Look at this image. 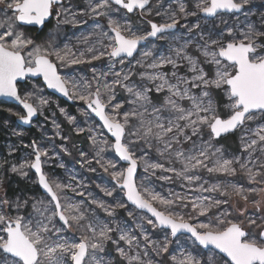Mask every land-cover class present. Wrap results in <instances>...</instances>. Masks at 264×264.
Returning <instances> with one entry per match:
<instances>
[{"label": "snow or ice", "instance_id": "snow-or-ice-1", "mask_svg": "<svg viewBox=\"0 0 264 264\" xmlns=\"http://www.w3.org/2000/svg\"><path fill=\"white\" fill-rule=\"evenodd\" d=\"M70 3L71 0L68 3L65 0H0L5 9V18L0 19V97L11 98L22 106L24 114H13L25 125L31 124L38 112L42 115L43 107L49 104L39 94L42 90L35 86L31 92L20 94L18 86L27 79L42 78L48 89L82 102L85 108L80 110V115L86 120L98 118L97 126L80 127L77 117L62 107L59 111L69 124L76 125L77 134L88 133L96 149L95 164L115 182L112 188L100 184L96 187L108 197L122 192L125 200L106 203L70 171L66 183L50 179L43 170L53 158L49 149L35 140L23 145L31 153L18 165L11 164L9 170L22 178L28 177L27 170H34L37 177L34 183L44 195L15 198L7 193L0 195V264H112L106 258L109 242L116 246L115 251L127 264H154L148 258L150 253L156 256L169 253L170 246L180 239L178 234L184 233L190 234L202 253L182 255V258L173 255L174 264H264V215L246 216L244 209L234 216L226 207L236 198L245 205L251 203L257 213L264 205V123L255 128L249 125L258 116L264 117V13H260L258 23L248 21L243 30L227 27L215 36L198 33L202 43L197 42L196 49L204 58L203 64L212 66L213 72L209 75L199 58L187 52L191 40L172 47L174 55L153 58L152 51H144L135 65L125 68L126 61L131 64L128 58H134L141 42L149 38L164 39L181 19L198 13L205 17H216L221 12L239 13L252 0H196L195 11L189 10L185 0H177V8L165 13V22L148 21L150 31L143 34L133 31L127 20L122 23L113 18L111 13L121 9L127 13L140 10L144 15L151 0H87V10L80 15L108 17L112 35L94 31L92 35L97 39L91 42L90 37H84L81 42L89 46L78 53L68 45L56 46L54 34L37 43L21 30L24 25L42 26L53 14L58 25L80 23ZM161 3L162 0L156 6L158 9ZM8 11L11 15H7ZM156 14L161 13L158 10ZM185 27L192 33L201 29V24ZM100 28L97 24L96 29ZM104 58L109 61L107 71H98L93 66L90 78L75 72L61 74V68L92 65ZM148 58H152L151 62L145 64ZM182 62H186L190 77L178 74L184 66ZM117 64L121 66L119 71L115 70ZM167 65L173 69L170 77L160 71ZM137 66L151 70L138 74L140 84L132 80L136 75L132 69ZM145 80L152 87L142 83ZM118 89L126 94L123 100H117ZM217 90L228 101L227 118L217 114L213 96ZM153 92L164 94L158 104L153 101ZM52 123L56 136L66 140L67 137L61 136L60 125L55 120ZM105 130L111 139L104 135ZM236 131L240 132L241 155L228 157L213 142ZM13 135L20 137L23 133L14 131ZM184 144L191 146L185 150ZM108 149L127 166L118 168L116 161L105 159ZM144 149H154L161 159L150 160L146 152L137 156V151ZM14 151V147L10 148L9 155ZM61 151L69 154L63 146ZM80 157L82 168L96 171L91 166L93 159H88L84 152ZM7 163L6 159L0 161V169ZM140 165L145 173L158 180H180L185 190L170 191L164 196L143 181L138 185L136 172ZM59 167L65 168V165L61 163ZM201 172L210 177L243 175L250 185L259 187L246 188L231 180L210 183ZM69 193L81 199L74 200ZM250 196L260 198L250 201ZM129 203L150 216H135L134 210H128ZM96 209L113 220L101 219ZM118 209H125L128 217L137 220L138 234L115 221ZM199 217L205 219L199 220ZM146 225L159 229L163 239H153ZM73 230L80 233L78 240L68 237ZM114 233L117 239L113 238ZM120 242L127 247H121ZM141 242L144 247L139 250ZM131 252L135 254L130 255Z\"/></svg>", "mask_w": 264, "mask_h": 264}, {"label": "rangeland", "instance_id": "rangeland-1", "mask_svg": "<svg viewBox=\"0 0 264 264\" xmlns=\"http://www.w3.org/2000/svg\"><path fill=\"white\" fill-rule=\"evenodd\" d=\"M69 0H65V3H68ZM160 0H154L151 2L150 6L146 8L145 14L141 15L140 11H136L133 13H127L126 10H119L117 12L111 13V16L120 22H124L127 20L133 31H136L140 34L146 33L150 31L149 26L144 25V20H152L157 24L165 22L167 16L166 12L169 10H175L177 8V0H162L159 9L156 7ZM188 5L190 11H195V3L196 0H185ZM70 7L73 12L77 13L76 19L80 21L78 24H63L60 23L58 25L57 18L55 14L53 15V19L48 24L47 27L41 34L37 35L33 29L26 28L22 26V31L26 36H30L37 43H43L46 41L50 34L55 35L56 46L63 48L64 45H68L74 52L84 51L89 45L82 43V39L86 36L90 37V41L94 42L97 38L92 35L94 31H107L111 36L112 33L108 28V17H98L92 18L88 15H80L81 12L87 10V0H71ZM117 7L118 6H114ZM160 11V15H157V11ZM260 13H264V0H252V3L249 6L240 12V13H219L215 18L208 19L204 17L201 13H198L197 16H189L186 19H181L180 24L173 31H169L165 34L164 39H156L154 41H149L145 46L140 48V51L135 59L131 60V64H128L126 61V68H131L132 65H135L136 60L141 59L142 53L144 51H152L153 58L158 57L160 55H174L170 50L172 47H178L180 44H183L185 41L191 40L189 46H194L196 49V44L199 41V32H203L205 35L208 33H212L214 36L221 33L222 31H226L227 27H233L237 30H243L248 21H252L254 23L259 22ZM7 15H11V12L8 11ZM5 18V9L3 5H0V19ZM62 19V18H61ZM196 23L201 24V29H197L192 33H189L185 25L191 26ZM99 24L101 26L100 29H96V25ZM107 41H105L106 43ZM202 43V42H201ZM188 46V48H189ZM187 48V52H188ZM197 50V49H196ZM198 52V51H197ZM189 53V52H188ZM199 53V52H198ZM190 54V53H189ZM191 55V54H190ZM200 61H203V57H198ZM152 58H148L144 61L145 64L151 62ZM109 61L107 58H104L100 61H94L92 65H76L72 68H61V74H71L75 72L77 75H83L87 77H91V67H95L98 71H107V65ZM184 66L179 69V75L191 76V73L188 72L186 62ZM171 68V72L173 71L171 65H167ZM204 67V65H202ZM205 70L208 71L209 75H212L213 68L210 66L206 67ZM121 66L119 64L116 65L117 71H119ZM164 69H160V71L168 73L169 77L171 76V72L166 71ZM136 75L132 77V80L137 84L141 83L139 73L142 71H151L150 69L140 68L139 66L132 69ZM185 74H184V73ZM111 79V78H109ZM145 85L148 87H152V84L149 81H143ZM34 86L38 89H41L40 95L47 98L49 100V104L44 106L42 109L43 114L41 115L38 112V118L35 121H32L31 127H24L20 122L16 115L13 113L24 114L23 110L16 105L9 104L6 102L0 103V161L7 160L9 163L5 164L3 169H0V177L3 178V189L0 191V195L7 193L9 197L15 198L16 196H43V192L40 189L39 185L34 183L37 179L33 170L28 171V177L22 178L18 174L12 173L9 169L11 164H19L29 156L31 153L30 148L23 147L25 144H30L33 140L37 141L43 147L49 149V155L53 157L44 165L43 170L48 174L50 179H55L60 182H68V174L69 171L76 174L79 180H82L87 186L88 190L93 193V195L108 204H114L116 200H124L122 192L114 193L113 197L105 196L103 192L100 191L99 188L96 187L97 184L102 186L112 188L114 186V181L111 176L108 175L100 168L99 165L95 164L94 156L96 149L92 146L88 139V133L85 132L83 134H77L74 131L76 125L69 124L63 114L60 113L59 108H64L66 112L70 115L77 117V124L80 127H89V126H97L98 121L95 117L91 119H87L80 115V110L85 108V105L80 102L73 100V103H67L62 99H59L55 95L49 93L46 87L42 84V82H34L28 81L24 83L23 86L19 88L20 94L23 96L26 92H31ZM196 91V90H194ZM215 93V91H214ZM213 93V94H214ZM223 93V92H222ZM152 95V94H151ZM163 93L161 94L163 98ZM224 95V93H223ZM126 94L122 90H117V100H123ZM153 101L155 103H159L162 99H156L153 97ZM187 102H185L186 104ZM227 99L224 95V104L221 110L217 107V114L221 116V118H227L229 115V109L227 107ZM74 104V105H73ZM11 109V111H8ZM53 120L60 125L61 136L67 137L66 140H61L60 137L56 136V129L53 125ZM264 123V117L258 116L257 120L254 122H249V125L252 128L257 127L259 124ZM22 132L23 135L18 137L13 135V132ZM238 135L239 145H240V132H234ZM74 135V137L72 136ZM106 137L110 136L104 132ZM204 138H208V130H204ZM111 139V138H110ZM217 147H221L225 155L230 157L232 154L237 156L241 155V147L238 152H230L225 149L219 142H213ZM61 146L68 149L69 154H65L61 151ZM190 144H184L183 148L185 150L190 148ZM14 147L15 151L9 155L10 148ZM84 152L87 154L88 159H93L92 167L96 168L95 172H90L87 170V167L82 168L80 165V153ZM144 152L148 154L150 160H160L157 153L154 149H144L143 152L137 151V156L143 155ZM58 154V155H57ZM105 159H111L116 161L118 168L125 167L119 159L115 156L111 149H108L104 153ZM44 159V158H42ZM161 162H163L161 160ZM64 164L65 168H60L59 164ZM179 167V165H176ZM251 166V165H250ZM159 175V173H157ZM205 179H208L209 182H216L217 180H223L224 177H210L206 172H201ZM147 176L148 179L145 180L144 177ZM234 180V182L238 185H242L244 187H252L259 185H250L247 181V178L243 175H237L235 177H230ZM143 181V183L149 185L154 190L160 192L162 195L167 196L170 191L182 192L185 189L181 188V181L173 178L172 182L161 181L158 180L155 176H150L148 173H145L144 168L140 165V171L138 174V185ZM69 195H73L69 193ZM207 195V193H205ZM260 197L250 196L249 200L259 199ZM74 200L81 199L80 197L74 196ZM95 206H92L94 208ZM228 210L233 213L234 216H238L240 210L246 209V216H259L264 215V205L261 206V211L259 213L256 212V209L252 206L251 203L245 205L244 201L236 198L230 202ZM30 210V209H29ZM128 210H134L135 216L146 215L133 207L128 205ZM184 211V210H182ZM215 211V210H214ZM97 214L101 219H106L108 221H112L113 218L106 217V214L101 210L96 209ZM243 218V217H241ZM115 221L119 222L121 226H126L129 230L139 233V230L136 229L135 225L137 220L134 217H128L127 211L125 209H118L116 211ZM204 217H199V220H204ZM198 222V221H194ZM259 222V221H258ZM149 233L152 235L153 239L162 240L163 235L159 229H152L151 226H147ZM259 231V229H257ZM70 239H79L80 233L73 230V232L67 234ZM113 238L117 239L118 236L116 233L113 234ZM142 239V238H141ZM121 247H127L123 242H120ZM144 247L143 242H141V246L139 250H142ZM116 246L111 242L108 243L106 247V258H110L112 260V264H127V262L122 261L115 251ZM137 250V251H139ZM202 253V249L193 242V240L189 237L182 236L179 241L173 243L169 248V253L163 254L161 256H156L155 253H150V257L154 264H174L171 260V256H177L178 258H182V255L192 254L198 255ZM131 254H135L131 252ZM144 259H148L142 257Z\"/></svg>", "mask_w": 264, "mask_h": 264}, {"label": "trees", "instance_id": "trees-1", "mask_svg": "<svg viewBox=\"0 0 264 264\" xmlns=\"http://www.w3.org/2000/svg\"><path fill=\"white\" fill-rule=\"evenodd\" d=\"M148 21H152V20H144V25L147 27L149 26L150 27V24L148 23ZM154 22V21H152ZM156 23V22H154ZM188 52L192 55V56H195V57H199L200 54L197 52V50L195 49L194 46H189L188 48ZM202 65H204L205 67V64H203V61H201ZM206 67H210V65H207ZM153 95L154 98L156 99H163L161 94H156V93H151ZM214 96V99L216 101V106L221 110V108L223 107V104H224V95L222 92L220 91H215V93L213 94ZM72 136L74 137V135L72 134ZM217 141V140H216ZM218 142L225 148L227 149L228 151L230 152H238L239 149H240V145H239V140H238V135L233 133V134H230L226 137H223V138H220L218 139ZM224 180H231L233 183L234 180L230 177H227V178H223L222 181Z\"/></svg>", "mask_w": 264, "mask_h": 264}, {"label": "water", "instance_id": "water-1", "mask_svg": "<svg viewBox=\"0 0 264 264\" xmlns=\"http://www.w3.org/2000/svg\"><path fill=\"white\" fill-rule=\"evenodd\" d=\"M154 0H151V2H153ZM151 4V3H150ZM150 6V5H149ZM148 6V7H149ZM147 7V8H148ZM136 11H140V10H135L134 12H136ZM243 11V10H242ZM241 11V12H242ZM221 13H229V14H232V13H230V12H221ZM240 13V12H239ZM131 14V13H130ZM203 16H204V14L203 13H201ZM205 17V16H204ZM206 18H208V19H212V18H215V17H206ZM49 20H50V18H49ZM48 20V21H49ZM48 21H46L45 22V24L48 22ZM44 24V25H45ZM44 25H42V26H40V25H24V27H37V28H39V29H42L43 27H44ZM174 29H172V30H169V31H173ZM149 39H156V38H149ZM147 41V40H146ZM146 41H143V42H141V44L138 46V49H137V52L139 51V49H140V47L141 46H144L145 44H146ZM136 52V53H137ZM135 53V54H136ZM134 54V55H135ZM128 59H131V58H128ZM30 79H33V80H38V79H42V78H30ZM43 81V80H42ZM26 82V81H25ZM21 83H24V82H21ZM45 87H46V85H45ZM46 89H47V91L49 92V93H51V94H53V95H55L56 97H58L59 99H62L63 101H65V102H67V103H73V100H69V99H67L66 97H63L60 93H58V92H56L55 90H53V89H48L47 87H46ZM1 102H6V103H9V104H13V105H16V106H19L22 110H23V108H22V106L17 102V101H15V100H13V99H11V98H6V97H0V103ZM23 112H24V110H23ZM38 118V114L35 116V117H33V121H35L36 119ZM96 120L98 121V118H96ZM24 127H27V128H29V127H31V125H32V123L31 124H28V125H25V124H23L21 121H19ZM106 131V130H105ZM107 133V132H106ZM234 132H232V133H229V134H226V135H223L221 138H223V137H226V136H228V135H230V134H233ZM108 134V133H107ZM109 136H110V134H108ZM220 139V138H219ZM124 165H126V163L125 162H123V161H121ZM127 166V165H126ZM34 171V170H33ZM138 172H139V166H138V168H137V172H136V179H137V175H138ZM129 205H131L130 203H129ZM132 207H134L133 205H131ZM138 211H140V210H138ZM141 212V211H140ZM146 215H149L150 216V214H148V213H145ZM179 236H186V237H190V234H187V233H184V234H178Z\"/></svg>", "mask_w": 264, "mask_h": 264}, {"label": "flooded vegetation", "instance_id": "flooded-vegetation-1", "mask_svg": "<svg viewBox=\"0 0 264 264\" xmlns=\"http://www.w3.org/2000/svg\"><path fill=\"white\" fill-rule=\"evenodd\" d=\"M54 15V14H53ZM53 19V16L52 17H50V20L44 25V27L42 28V29H39V28H37V27H26V28H31V29H33L34 30V32L37 34V35H39V34H41L47 27H49V23L51 22V20ZM157 39V38H156ZM156 39H148L147 41H146V44L149 42V41H154V40H156ZM142 47V46H141ZM140 47V48H141ZM139 51H140V49H139ZM139 51L134 55V58H131V59H129V60H132V59H135L136 58V56L138 55V53H139ZM34 81V82H42V84L44 85V83H43V81H42V79H38V80H33V79H27L26 80V82H24V83H27L28 81ZM24 83H20L19 84V88L21 87V86H23L24 85ZM45 86V85H44ZM74 105V104H73Z\"/></svg>", "mask_w": 264, "mask_h": 264}]
</instances>
